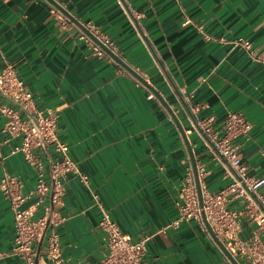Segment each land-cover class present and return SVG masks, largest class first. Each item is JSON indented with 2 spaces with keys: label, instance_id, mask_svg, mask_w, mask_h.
<instances>
[{
  "label": "crops",
  "instance_id": "crops-1",
  "mask_svg": "<svg viewBox=\"0 0 264 264\" xmlns=\"http://www.w3.org/2000/svg\"><path fill=\"white\" fill-rule=\"evenodd\" d=\"M54 6L110 37L116 63L93 57L76 30L62 29ZM237 38L264 51V0H0V70L12 66L36 109L56 115L58 138L89 181L88 189L66 177L55 211L63 218L55 228L60 258L47 257L43 240L34 245L36 264H101L106 258L91 192L123 234L146 239L143 264H232L193 221L164 228L177 217L181 186L190 175L195 183L192 162L205 168L201 182L208 191L229 182L223 164L191 130L178 87L194 94L199 117L213 118L218 131L229 113L244 116L251 129L235 143L248 176L264 177V69L228 44ZM150 90L155 99H147ZM4 123L0 114V180L16 177L27 194L35 173L21 155H9L19 140L3 132ZM40 153L45 169L57 158L52 147ZM40 214L43 209L35 217ZM255 230L240 219L242 241ZM13 240L10 202L0 191V253L9 252ZM0 264L22 262L6 257Z\"/></svg>",
  "mask_w": 264,
  "mask_h": 264
},
{
  "label": "built area",
  "instance_id": "built-area-1",
  "mask_svg": "<svg viewBox=\"0 0 264 264\" xmlns=\"http://www.w3.org/2000/svg\"><path fill=\"white\" fill-rule=\"evenodd\" d=\"M52 8L59 16L61 28L76 30L78 39L88 47L93 57L116 63L117 48L110 37L92 23L65 15L57 6ZM126 9L138 23L135 11L129 5H126ZM228 44L232 48L242 49L251 61L264 69V51L257 52L244 38L234 39ZM176 93L189 117L191 130L223 164L229 182L221 190L210 192L201 182L206 173L205 168L196 167L201 201L190 175L178 192L177 217L164 229L177 228L184 222L193 221L210 236L205 225L207 223L217 240L238 264H264V192H260L264 187V177L254 179L248 176L239 155V146L235 143L239 138H248L251 125L241 114L229 113L222 130L218 131L214 128L213 118L199 117V106L192 102L193 93L187 94L182 87H178ZM3 99L18 108L4 104ZM147 99H155L153 91L148 92ZM0 114L5 119L3 132L10 139L19 140L17 145L10 147L9 155H21L34 170L36 178L33 190L27 194L21 192V182L16 177L5 174L0 180V191L10 202L14 221L12 248L9 252L0 253V259L15 257L22 264H36L34 245L45 240V253L56 263L60 251L55 228L63 218L57 216L55 211L62 204L64 181L68 175H72L89 189L88 177L70 158L68 146L58 138L56 115L51 111L44 113L36 109L32 94L25 89L10 65L0 70ZM48 147H52L57 158L50 161L45 169L40 151ZM91 196L100 211L98 225L105 235L107 248L106 258L101 264H143L146 239L133 241L129 235L123 234L101 205L97 194L91 192ZM30 200L32 202L26 206ZM232 203H237L239 209H231ZM40 209H43V214L35 217ZM243 217L256 227L247 242L239 236L240 219Z\"/></svg>",
  "mask_w": 264,
  "mask_h": 264
},
{
  "label": "water",
  "instance_id": "water-1",
  "mask_svg": "<svg viewBox=\"0 0 264 264\" xmlns=\"http://www.w3.org/2000/svg\"><path fill=\"white\" fill-rule=\"evenodd\" d=\"M118 60V59H117ZM120 62V61H119ZM126 69H128L133 75H135L138 79L140 78L139 75L137 73H135L133 70L129 69L126 65H124L123 63H121ZM141 81V79H140ZM186 143H187V147L190 153H192L191 148L188 144L187 138H186ZM193 163V172H194V177H195V185H196V190L198 193V197L199 200L201 201L200 198V186H199V181H198V176H197V172H196V166L195 163ZM206 228L211 236V238L213 239V241L218 245V247L223 251V253L227 256V258L231 261L232 264H238L230 255V253L227 251V249L217 240V238L214 236V234L212 233L210 227L208 226V224L206 223Z\"/></svg>",
  "mask_w": 264,
  "mask_h": 264
}]
</instances>
